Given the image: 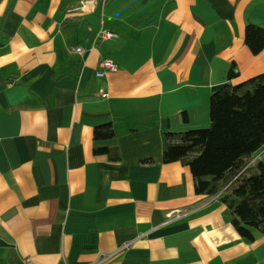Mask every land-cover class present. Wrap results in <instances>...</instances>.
Masks as SVG:
<instances>
[{"label": "crops", "instance_id": "1", "mask_svg": "<svg viewBox=\"0 0 264 264\" xmlns=\"http://www.w3.org/2000/svg\"><path fill=\"white\" fill-rule=\"evenodd\" d=\"M247 21L264 0H0V264H264V233L161 159L165 130L208 125L214 89L264 71Z\"/></svg>", "mask_w": 264, "mask_h": 264}, {"label": "trees", "instance_id": "2", "mask_svg": "<svg viewBox=\"0 0 264 264\" xmlns=\"http://www.w3.org/2000/svg\"><path fill=\"white\" fill-rule=\"evenodd\" d=\"M244 41L253 53L264 47V26L247 21ZM228 71V78L236 74ZM206 126L165 130L163 162L189 166L196 193L217 196L231 222L247 239L264 233V71L238 83H222L210 93ZM114 135L111 121L94 126V139ZM118 159L114 146H95ZM143 161H150L144 158Z\"/></svg>", "mask_w": 264, "mask_h": 264}, {"label": "built area", "instance_id": "3", "mask_svg": "<svg viewBox=\"0 0 264 264\" xmlns=\"http://www.w3.org/2000/svg\"><path fill=\"white\" fill-rule=\"evenodd\" d=\"M94 3L96 4H104L107 0H92ZM116 35L115 32L113 31H108V30H100L97 34L98 37L104 38V39H108V38H112ZM75 50L83 53V48L81 46H76ZM100 64L102 67L107 68V69H113L116 67L115 63L111 61V59L109 58H103L100 61ZM3 264H8V263H3ZM22 264H32L31 263V259L30 257H24L23 258V263Z\"/></svg>", "mask_w": 264, "mask_h": 264}]
</instances>
